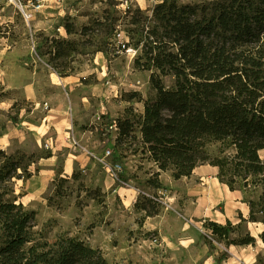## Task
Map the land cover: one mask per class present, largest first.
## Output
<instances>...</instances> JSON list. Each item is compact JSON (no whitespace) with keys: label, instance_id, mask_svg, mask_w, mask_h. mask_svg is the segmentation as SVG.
<instances>
[{"label":"rangeland","instance_id":"1","mask_svg":"<svg viewBox=\"0 0 264 264\" xmlns=\"http://www.w3.org/2000/svg\"><path fill=\"white\" fill-rule=\"evenodd\" d=\"M160 1L0 0V148L47 155L70 140L72 150L81 155L67 163L62 149L55 160L33 163L31 176L15 180L18 199L36 211L35 230L42 238L53 241L69 232L101 248L110 262L204 264L198 248L205 238L206 220L223 218V212L239 215L237 207L244 204L230 199V208L224 202L214 206L199 189L209 185L206 173L175 179L169 171L160 177L164 188L151 187L147 181L156 168L140 133L117 143L114 126L128 113H142L143 100L155 94L151 71L134 64L141 50L133 45L123 48L121 42L129 40L131 15L141 9L151 16ZM210 1L214 0H179L193 5ZM64 23L73 25L72 33ZM62 39L72 44L56 42ZM54 72L73 76L76 82L55 86ZM164 81L173 83L171 77ZM25 87L34 96L30 98ZM133 92L138 95L130 98ZM64 110L67 124L59 117ZM46 114L50 126L44 125ZM59 123L74 125L76 131L71 128L73 133L66 135L65 126H55ZM116 163L121 171L113 176ZM72 171H79L81 179L74 180ZM66 176L70 180L63 183L65 195L58 196L56 185ZM144 193L160 197L163 207L158 215L144 217L136 210L135 202ZM219 197L230 198L227 193ZM239 199L243 202L244 196ZM261 229L243 222L240 231L249 230L257 243L243 249L242 256L228 251L230 259L216 264H264Z\"/></svg>","mask_w":264,"mask_h":264},{"label":"trees","instance_id":"2","mask_svg":"<svg viewBox=\"0 0 264 264\" xmlns=\"http://www.w3.org/2000/svg\"><path fill=\"white\" fill-rule=\"evenodd\" d=\"M130 24L129 40L121 46L141 50L134 64L151 71L155 94L143 100L142 113L115 120L117 143L140 133L157 168L147 181L155 189L164 188L163 171L180 179L199 165L211 164L231 190L252 193L248 217L240 215L237 223L205 222L211 230L204 234L210 247L217 248L213 240L227 247L219 249L218 262L228 257L231 245L256 243L249 230L240 231L243 222H261L264 241V0H214L205 5L161 0L151 16L137 9ZM63 27L73 32V25ZM56 42L72 44L67 39ZM165 77L173 83L166 85ZM42 156L0 148V264H133L110 262L101 248L69 232L53 241L38 235L36 211L18 199L15 180L31 176V165ZM72 177L80 180L81 173L74 171ZM69 180L60 177L58 196L65 195L63 183ZM162 207L160 197L150 193L135 202L144 217L158 215Z\"/></svg>","mask_w":264,"mask_h":264},{"label":"crops","instance_id":"3","mask_svg":"<svg viewBox=\"0 0 264 264\" xmlns=\"http://www.w3.org/2000/svg\"><path fill=\"white\" fill-rule=\"evenodd\" d=\"M54 73H55L56 78H57L56 79L57 83L55 84V86L67 87L68 84H72V83L76 82L75 81V77H73V76H69V75L60 76L56 72H54ZM24 92H26L28 94V96H30V98H31V96H34V94H31V90L28 87L27 88L25 87ZM84 98L86 99V97H84ZM64 112H65V110H64ZM71 114L76 116V115H80L82 113H71ZM67 115H68V113H66V112L65 113H62V112L59 113V117L62 118V121H64L65 124H67ZM48 117H49V115H47V114L44 115V117H43V119L45 120L44 121L45 122V124H44L45 126H50V125H47V123H46V119ZM55 126H57V127L58 126H65L63 128H65L64 129V133L66 135L76 131L75 126L72 125V127H71L70 124L63 125L62 123H59L58 125L55 124ZM71 128L74 130L73 132L71 131ZM69 141L68 142L66 140L62 141V143L58 144L57 147L54 148L50 153H48L47 155H43L41 159L42 160L43 159H45V160H55L56 158L59 157L58 154H61V152H62L61 150L65 149L66 152L63 151L62 154L65 155L67 163H69V162L73 163V162H76V160H80L81 155L76 154V152H74L72 150V147H71L72 144H71V141L70 142ZM69 146H70V149H69ZM261 151H260V154H261ZM155 168H156V166H155ZM71 170H73V169H71ZM169 171L170 170L161 172L160 177L162 176V174H164L166 172H169ZM65 172L67 174H70L67 171H65ZM218 172H219V168L217 166H213L211 164H203V165L197 166L194 169L193 173L190 176H186V178L194 177V176H197V175H204L206 173V176H204V178H205L206 182H208L209 185L208 186L205 185V186H203L202 189L201 188H199V189H200V191L203 190L204 197H207L208 200H210V202H212L214 204V206H216L217 208L219 206V202H224V204H226V208H230V205L232 204L230 199L233 200L236 203L239 202V203L244 204V207H237V208H239V210H238L239 215H236V214H234V212H232V214L230 216H228L226 214V212H223L222 213L223 214V218H210V220H215V221H218V222H221V223H226L227 221H231L233 223H237V222L240 221V215H242L243 217H248V214H249V206H248V203H247L248 193L246 191H244V190H239V189L231 190L225 183L220 181V179L218 177ZM182 178H184V177H182ZM161 182H162V180H161ZM164 187H165V185H164ZM219 193H227L230 198L228 199V197H225V199L223 200L224 197L220 198L219 197ZM240 195L244 196L243 202L239 199ZM136 199H137V195L134 197V201ZM205 201H207V199ZM230 211H233V210L230 209ZM237 217L239 218V221L236 220ZM248 223H253V224L260 225L262 227V229H261V232H262L263 224L261 222H250V221H248ZM256 243H257V241H256ZM254 245L253 244H250V245H231L229 247L228 251H230V254H234V256H237V255L238 256H242L241 252H242L243 249L248 248V246H252L253 247ZM210 250H212V251L215 250V251L210 252ZM198 253H199L200 256H202L204 258V261H205L204 264H208L210 262H212V264H216V261H218L217 259H218L220 251L217 248H211L210 245L206 242V240L204 238V241L202 242V244H200V246L198 248ZM229 259L230 258L227 257L223 261L225 262V261H228Z\"/></svg>","mask_w":264,"mask_h":264},{"label":"built area","instance_id":"4","mask_svg":"<svg viewBox=\"0 0 264 264\" xmlns=\"http://www.w3.org/2000/svg\"><path fill=\"white\" fill-rule=\"evenodd\" d=\"M119 37L122 36V33H118L117 34ZM122 40V39H121ZM112 173L113 176H117V173L119 171H121V165L119 163H116L115 165H112ZM206 232H208L209 234H211V230H207ZM212 238V237H211ZM215 242V244L217 245V249L219 250H227V247H225L223 244L218 243L217 241L213 240Z\"/></svg>","mask_w":264,"mask_h":264}]
</instances>
